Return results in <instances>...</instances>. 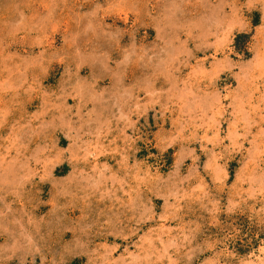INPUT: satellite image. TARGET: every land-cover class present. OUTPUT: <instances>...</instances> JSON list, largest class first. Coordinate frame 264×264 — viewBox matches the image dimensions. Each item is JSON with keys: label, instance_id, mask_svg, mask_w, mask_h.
Wrapping results in <instances>:
<instances>
[{"label": "rangeland", "instance_id": "obj_1", "mask_svg": "<svg viewBox=\"0 0 264 264\" xmlns=\"http://www.w3.org/2000/svg\"><path fill=\"white\" fill-rule=\"evenodd\" d=\"M0 264H264V0H0Z\"/></svg>", "mask_w": 264, "mask_h": 264}]
</instances>
